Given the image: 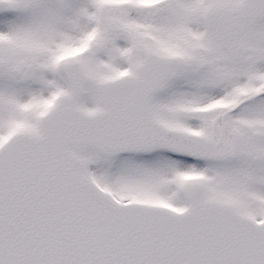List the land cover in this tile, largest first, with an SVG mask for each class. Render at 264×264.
Instances as JSON below:
<instances>
[{"label": "snow or ice", "instance_id": "1", "mask_svg": "<svg viewBox=\"0 0 264 264\" xmlns=\"http://www.w3.org/2000/svg\"><path fill=\"white\" fill-rule=\"evenodd\" d=\"M0 264H264V0H0Z\"/></svg>", "mask_w": 264, "mask_h": 264}]
</instances>
